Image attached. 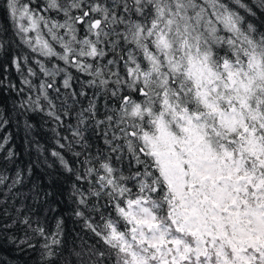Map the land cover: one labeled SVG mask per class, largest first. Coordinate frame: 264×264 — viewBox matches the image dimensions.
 Listing matches in <instances>:
<instances>
[{"label":"snow or ice","instance_id":"snow-or-ice-1","mask_svg":"<svg viewBox=\"0 0 264 264\" xmlns=\"http://www.w3.org/2000/svg\"><path fill=\"white\" fill-rule=\"evenodd\" d=\"M4 10L14 31L0 27V92L16 94L17 114L46 117L71 152L50 155L71 176L84 235L68 247L63 216L49 229L38 191L33 207L9 211L24 177L6 174L19 155L9 134L0 236L23 229L3 238L38 249L39 264H264V0H5ZM11 120L0 108V129Z\"/></svg>","mask_w":264,"mask_h":264},{"label":"trees","instance_id":"trees-1","mask_svg":"<svg viewBox=\"0 0 264 264\" xmlns=\"http://www.w3.org/2000/svg\"><path fill=\"white\" fill-rule=\"evenodd\" d=\"M4 4L5 0H0V27L8 29L9 34H11L14 29L11 19L4 10ZM7 75L11 77L12 82L19 85L20 76L14 69H9ZM17 102L15 93L0 92V108H4L12 117L11 123L0 129V137L10 134L11 139L7 147H13L19 153L15 164L7 165L6 174L11 177L17 169H23V184L17 185L16 189L13 190L19 194L15 201H13L11 194H7L6 189L0 188V193L9 196L7 207L15 216L14 208H20L22 204H27L28 207L34 206L33 197L38 191L41 200L40 207L43 209L40 219L44 220L47 217V226L49 229H53L56 224V217L63 216L65 220V240L68 247H72L74 243L78 245L80 243L78 237L83 236L84 233L80 230V223L71 215V176L63 170L57 158L50 155L52 150L63 151L66 158L71 160V152L67 148L64 150L59 149L55 143L54 134L49 130L50 125L44 122L46 117L34 113L17 114L15 107ZM26 119L35 125V129L31 133L25 128ZM61 134L68 135L67 132ZM26 139L39 141L42 146L41 151H37L36 143H26ZM29 167H31L30 174L27 171ZM44 192L52 193L51 196L47 197V204L43 203L45 199ZM2 198L0 196V199ZM49 206L55 211L49 212ZM13 235L22 237L23 229L13 227L12 231L0 236V264H39L38 249L36 251L22 250L17 246L18 241L13 244L3 238L4 236ZM35 242L33 240V243Z\"/></svg>","mask_w":264,"mask_h":264}]
</instances>
